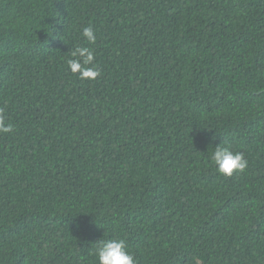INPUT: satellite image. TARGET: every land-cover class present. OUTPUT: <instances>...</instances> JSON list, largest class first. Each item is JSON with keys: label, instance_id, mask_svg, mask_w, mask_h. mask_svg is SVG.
<instances>
[{"label": "trees", "instance_id": "1", "mask_svg": "<svg viewBox=\"0 0 264 264\" xmlns=\"http://www.w3.org/2000/svg\"><path fill=\"white\" fill-rule=\"evenodd\" d=\"M0 108V264H264V0H0Z\"/></svg>", "mask_w": 264, "mask_h": 264}, {"label": "clouds", "instance_id": "2", "mask_svg": "<svg viewBox=\"0 0 264 264\" xmlns=\"http://www.w3.org/2000/svg\"><path fill=\"white\" fill-rule=\"evenodd\" d=\"M81 34L89 44L96 43L97 36L92 26L84 27ZM71 57L67 60V65L73 74H78L79 79L95 80L100 75L94 64V49L77 46L71 51ZM5 121L4 109L0 108V133L12 132L14 126ZM211 159L217 171L227 177H232L234 173L245 172L249 163L242 152H234L231 148L222 146V143L215 147ZM95 255L98 257L99 264H136L134 254L128 250L123 239L99 240L95 247Z\"/></svg>", "mask_w": 264, "mask_h": 264}]
</instances>
